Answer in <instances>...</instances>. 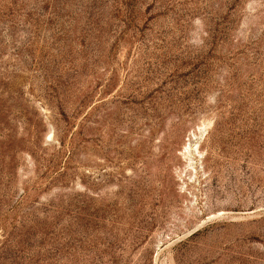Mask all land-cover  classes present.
Listing matches in <instances>:
<instances>
[{
	"label": "rangeland",
	"instance_id": "rangeland-1",
	"mask_svg": "<svg viewBox=\"0 0 264 264\" xmlns=\"http://www.w3.org/2000/svg\"><path fill=\"white\" fill-rule=\"evenodd\" d=\"M0 264H264V0H0Z\"/></svg>",
	"mask_w": 264,
	"mask_h": 264
}]
</instances>
